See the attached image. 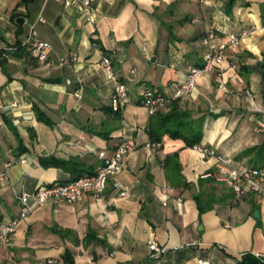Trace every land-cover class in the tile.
Returning a JSON list of instances; mask_svg holds the SVG:
<instances>
[{"label":"crops","instance_id":"obj_1","mask_svg":"<svg viewBox=\"0 0 264 264\" xmlns=\"http://www.w3.org/2000/svg\"><path fill=\"white\" fill-rule=\"evenodd\" d=\"M81 1L0 0V222L16 216L17 192L95 173L97 154L111 155L120 139L135 146L101 196L30 212L13 244L0 246V264H248L243 253L264 251V196L233 203L226 183L200 178L215 159L181 137L165 133L147 146L150 116L139 95L152 86L172 93L201 64L206 29H216V40L237 34L240 43L196 79L191 95L157 112L187 115L199 143L233 166L264 165V128L255 130L264 119V0H90L94 22L81 15ZM38 15L46 20L35 23ZM37 40L52 47L44 60L31 52ZM107 54L131 98L120 112L98 67ZM115 180L128 194L113 200ZM149 240L166 249L159 258Z\"/></svg>","mask_w":264,"mask_h":264},{"label":"built area","instance_id":"obj_2","mask_svg":"<svg viewBox=\"0 0 264 264\" xmlns=\"http://www.w3.org/2000/svg\"><path fill=\"white\" fill-rule=\"evenodd\" d=\"M202 2L203 0H198ZM90 0H82L80 3V13L88 21H95V8L90 4ZM65 6L68 2L65 1ZM200 19V15H195L193 20ZM36 22H44L46 19L42 15H38ZM35 23L31 24L27 42L35 40ZM218 37L215 28L210 27L205 30L202 37V43L205 50L202 54L201 64L190 66L185 78L178 86L174 88L172 93L167 94L160 87H145L140 92V103L146 108L148 115H153L161 107L167 106L172 100L191 95L195 89L196 79L203 74L216 69L226 58V52L229 47H235L240 43V37L228 32L224 40H216ZM51 45L45 41L37 40L31 48L32 54L40 59H46L51 50ZM146 46V44H145ZM143 49L144 46H143ZM61 61L62 58L60 59ZM98 67L107 79L113 82V91L111 95V109L114 112H120L126 104L131 101L127 84L117 77L114 72L111 55H103ZM246 92H248L246 90ZM79 97V93L75 94ZM264 128V119L257 120L255 130L258 132ZM160 142H150L147 146L157 147ZM135 146V142L129 138L120 139L115 151L108 155L105 151H100L97 155L102 161V165L93 174L81 175L67 182L51 181L40 184L33 192L20 191L16 193L18 201V212L16 216L8 221L0 222V246L10 247L13 244V236L19 222L26 218L30 212L36 208L46 204L49 201L66 200L75 202L86 193L99 197L103 193L107 180L115 172H117L123 163L127 153ZM192 149L202 154L204 157H212L215 159L216 165L214 169L207 170L200 174L202 179H212L215 182L226 183L232 192V202L237 203L249 194H257L264 196V165L252 166L244 164L241 166H233L232 158L229 155L219 153L214 148L196 143L191 146ZM27 158H21L19 163H25ZM13 163L12 159L5 163L8 167ZM115 197H122L128 194L126 187L120 181H113ZM165 204V202H163ZM151 256L159 258L164 254L165 248L159 246L154 240L147 243ZM245 253L242 254V256ZM254 258L264 263V251L251 252ZM198 264H210V261L204 258H198Z\"/></svg>","mask_w":264,"mask_h":264},{"label":"trees","instance_id":"obj_3","mask_svg":"<svg viewBox=\"0 0 264 264\" xmlns=\"http://www.w3.org/2000/svg\"><path fill=\"white\" fill-rule=\"evenodd\" d=\"M178 100L179 98L174 99L168 105H174ZM35 111L39 119L43 117L41 116L42 112L36 106ZM147 130L150 142H160L162 139L161 136L167 133L172 137L183 138L187 145L192 146L199 143L201 137V131L192 123L191 120L188 119L187 115L179 113L173 110V108L166 113H161L160 111L150 115ZM47 162L53 163L54 161L52 159ZM58 162L61 163L63 161L59 160ZM199 209L200 211L202 210L201 208ZM243 256L248 260V264H264L254 258L251 254L245 253Z\"/></svg>","mask_w":264,"mask_h":264},{"label":"water","instance_id":"obj_4","mask_svg":"<svg viewBox=\"0 0 264 264\" xmlns=\"http://www.w3.org/2000/svg\"><path fill=\"white\" fill-rule=\"evenodd\" d=\"M18 21L23 22V18H18ZM257 215V212H256Z\"/></svg>","mask_w":264,"mask_h":264}]
</instances>
